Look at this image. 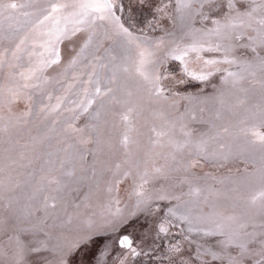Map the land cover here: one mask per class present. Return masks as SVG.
<instances>
[{"label": "snow or ice", "instance_id": "snow-or-ice-1", "mask_svg": "<svg viewBox=\"0 0 264 264\" xmlns=\"http://www.w3.org/2000/svg\"><path fill=\"white\" fill-rule=\"evenodd\" d=\"M0 264H264V0H0Z\"/></svg>", "mask_w": 264, "mask_h": 264}, {"label": "rangeland", "instance_id": "rangeland-1", "mask_svg": "<svg viewBox=\"0 0 264 264\" xmlns=\"http://www.w3.org/2000/svg\"><path fill=\"white\" fill-rule=\"evenodd\" d=\"M241 167H242V165H241ZM221 171H224V170H221Z\"/></svg>", "mask_w": 264, "mask_h": 264}]
</instances>
